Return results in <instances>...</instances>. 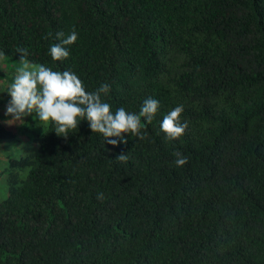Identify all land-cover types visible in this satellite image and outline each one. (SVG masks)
Wrapping results in <instances>:
<instances>
[{"label": "trees", "instance_id": "16d2710c", "mask_svg": "<svg viewBox=\"0 0 264 264\" xmlns=\"http://www.w3.org/2000/svg\"><path fill=\"white\" fill-rule=\"evenodd\" d=\"M19 48L88 92L108 84L113 113L159 108L143 140L49 122L9 159L0 264H264V0H0V49L21 64ZM180 105L188 128L169 141ZM16 137L0 119V140Z\"/></svg>", "mask_w": 264, "mask_h": 264}, {"label": "clouds", "instance_id": "9594fccd", "mask_svg": "<svg viewBox=\"0 0 264 264\" xmlns=\"http://www.w3.org/2000/svg\"><path fill=\"white\" fill-rule=\"evenodd\" d=\"M56 38L60 43L50 48L53 61H62L69 57V51L65 46L77 41V33L71 32L66 38L63 32H57ZM20 54L21 66L17 68L14 82L8 88L11 97L7 105L6 114L15 121H21L22 117L35 112L41 123L49 122L55 125L58 136L67 137L69 132L76 130L81 120H87L90 129L94 133H100L108 144L117 146L128 141L122 134L131 133L143 140L146 133H142L141 118L150 124L159 108V101L148 98L144 101L139 114L129 113L123 107L115 113L111 105L103 96L110 91L108 84H101L95 91L88 92L81 79L71 71H53L42 64H33L26 57L28 52L24 48L17 49ZM3 53H0V57ZM183 106H176L163 117L160 124L161 131L167 140L174 141L184 135L188 128L187 121L181 122ZM118 137L117 139H110ZM175 165L183 167L188 163V157L180 152L173 153ZM117 161L127 162L126 154L121 153L116 157ZM98 200H103V193L97 194Z\"/></svg>", "mask_w": 264, "mask_h": 264}, {"label": "rangeland", "instance_id": "374dc122", "mask_svg": "<svg viewBox=\"0 0 264 264\" xmlns=\"http://www.w3.org/2000/svg\"><path fill=\"white\" fill-rule=\"evenodd\" d=\"M0 53H3L0 49ZM18 64L13 59L5 58L4 54L0 57V119L4 120L7 105L11 100L8 94V88L14 82V75L17 74ZM10 116V115H9ZM11 120H13V117ZM12 130L17 133V137L11 140H0V203L6 200L8 196L7 171L9 159H19L28 155L36 148L35 139L42 136L48 124L40 122L38 115L33 112L30 115L22 117L21 121L9 123Z\"/></svg>", "mask_w": 264, "mask_h": 264}, {"label": "crops", "instance_id": "0c3cea01", "mask_svg": "<svg viewBox=\"0 0 264 264\" xmlns=\"http://www.w3.org/2000/svg\"><path fill=\"white\" fill-rule=\"evenodd\" d=\"M9 120H11V117L8 115V116H7L4 120H2V121H3V123L5 124V126H6L8 129L12 130V127H10V124L8 123Z\"/></svg>", "mask_w": 264, "mask_h": 264}]
</instances>
